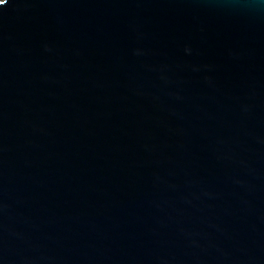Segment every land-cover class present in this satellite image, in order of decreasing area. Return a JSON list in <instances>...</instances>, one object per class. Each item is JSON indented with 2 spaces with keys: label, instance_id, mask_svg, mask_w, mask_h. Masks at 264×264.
<instances>
[{
  "label": "water",
  "instance_id": "95a60500",
  "mask_svg": "<svg viewBox=\"0 0 264 264\" xmlns=\"http://www.w3.org/2000/svg\"><path fill=\"white\" fill-rule=\"evenodd\" d=\"M0 264H264V0L0 4Z\"/></svg>",
  "mask_w": 264,
  "mask_h": 264
},
{
  "label": "snow or ice",
  "instance_id": "6c2138e0",
  "mask_svg": "<svg viewBox=\"0 0 264 264\" xmlns=\"http://www.w3.org/2000/svg\"><path fill=\"white\" fill-rule=\"evenodd\" d=\"M5 3V0H0V4H4Z\"/></svg>",
  "mask_w": 264,
  "mask_h": 264
}]
</instances>
